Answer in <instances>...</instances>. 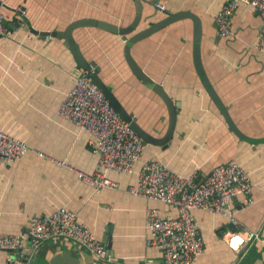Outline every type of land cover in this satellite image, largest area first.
<instances>
[{
    "label": "crops",
    "instance_id": "obj_1",
    "mask_svg": "<svg viewBox=\"0 0 264 264\" xmlns=\"http://www.w3.org/2000/svg\"><path fill=\"white\" fill-rule=\"evenodd\" d=\"M160 1L166 12L145 5L143 15L156 12V20L167 12L189 9L200 16L204 73L224 106L214 104L195 69L190 19L137 41L131 46L135 60L179 102L174 132L166 145L146 142L131 173L109 171L117 188L95 190L75 171L93 173L99 168L91 144L94 136L58 114L78 66L63 38L42 36L32 28L61 30L79 18L125 26L136 14L134 0H0L3 22L10 30L0 37V128L30 148L22 158L0 162V231L21 233L31 217L61 206L75 210L99 239L111 229L113 253L107 257H97L69 238L48 239L37 246L27 240L33 249L32 264H47L60 251L72 255L74 264H165L159 248L148 242L146 211L156 207L163 216H176V207L127 190L149 159H158L175 172L200 176L230 159L240 163L249 172L252 187L248 194L232 198L233 217L192 209L205 243L195 264H264V141L249 139L264 136V50L256 47L262 19L252 6L241 3L231 17L233 35L221 36L214 16L229 0ZM74 36L85 56L101 66L100 76L124 107L146 131L162 137L168 128V108L131 71L122 35L80 27ZM225 109L247 139L230 128ZM241 228L258 237L237 251L226 242V234ZM8 260L9 253L0 249V264Z\"/></svg>",
    "mask_w": 264,
    "mask_h": 264
},
{
    "label": "built area",
    "instance_id": "obj_2",
    "mask_svg": "<svg viewBox=\"0 0 264 264\" xmlns=\"http://www.w3.org/2000/svg\"><path fill=\"white\" fill-rule=\"evenodd\" d=\"M241 3L252 6L262 19L256 47L264 50V0L226 2L214 16L217 32L221 36L233 35L231 17ZM155 6L157 11L166 12L164 2L156 1ZM20 11L24 14V10ZM3 21L4 10L0 2V37L10 32ZM58 114L94 136L91 144L98 153L99 168L93 173L77 169L78 178L95 190L117 188L118 182L109 177L108 172L131 173L146 141L110 104L90 78L89 71L77 68L74 83L62 100ZM29 149L24 140L0 128V162L8 164L22 158ZM251 187L249 172L234 159L214 166L204 176L197 172L178 173L158 159H149L141 166L136 183L130 184L127 190L176 207V216H163L158 208H147L148 242L159 248L165 264H195L204 251L205 243L192 209L233 217L230 208L232 198L238 194H248ZM246 200L247 203L251 202L249 197ZM59 237L78 242L97 257L109 255L106 243L95 236L75 210L66 206L31 217L21 233L0 231V249L23 253L27 240L37 246L44 240ZM257 237V232L241 228L228 232L226 242L239 251Z\"/></svg>",
    "mask_w": 264,
    "mask_h": 264
},
{
    "label": "water",
    "instance_id": "obj_3",
    "mask_svg": "<svg viewBox=\"0 0 264 264\" xmlns=\"http://www.w3.org/2000/svg\"><path fill=\"white\" fill-rule=\"evenodd\" d=\"M159 0H134L136 14L133 20L123 26L104 19L97 18H79L73 20L69 25L61 30H38L32 28L35 33L40 35H51L58 38H63L64 43L69 47V50L73 56V59L79 68L89 71V76L92 81L100 88L105 97L108 99L110 104L118 111L123 119L128 121L132 128L141 136L146 142L154 144L166 145L171 139L176 122V114L178 111L179 102H174L172 97L169 95L165 87L153 77H151L135 60L131 52V46L137 41L152 35L158 30L164 28L165 26L181 20L188 18L192 21L193 35H192V53L193 62L195 69L198 73L202 74L201 83L205 87L207 94L213 100L214 104L221 108L224 106V102L217 93L216 89L210 84L209 77L204 73V66L201 57V37H202V20L200 16L189 9H182L174 12H167L164 16L153 20L156 16V12L143 15L145 5L155 6V2ZM157 11V9H156ZM149 24L144 26V23ZM80 27H98L104 30H108L114 33L121 34L125 40L124 45V55L125 59L131 69V71L149 88H151L155 93H157L161 99L165 102L168 108L169 122L168 128L162 137H155L146 131L136 120L133 113L129 112L124 105L121 103L119 98L110 88V86L102 79L99 72L101 66L94 60L88 59L83 53L79 42L75 39L74 31ZM223 115L229 124L230 128L240 137H247L240 132V130L235 125L233 119L228 114L227 110H223ZM252 141L261 142L264 141V136L260 138H250ZM111 229H106L103 236V242L106 243L107 250L112 254V244L110 241ZM9 253L10 259L7 264H32L30 261V254L33 249L26 247L23 253L19 251H14L12 249H5ZM75 259L72 255L67 254L65 251L56 252L53 254L51 259L47 264H74Z\"/></svg>",
    "mask_w": 264,
    "mask_h": 264
},
{
    "label": "bare ground",
    "instance_id": "obj_4",
    "mask_svg": "<svg viewBox=\"0 0 264 264\" xmlns=\"http://www.w3.org/2000/svg\"><path fill=\"white\" fill-rule=\"evenodd\" d=\"M15 11V10H14ZM32 33V32H31ZM12 35V34H11Z\"/></svg>",
    "mask_w": 264,
    "mask_h": 264
}]
</instances>
